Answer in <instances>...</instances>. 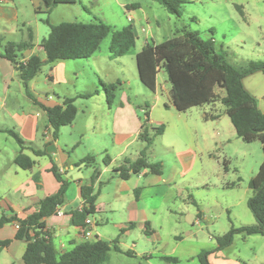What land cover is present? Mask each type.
<instances>
[{
	"label": "crops",
	"instance_id": "1",
	"mask_svg": "<svg viewBox=\"0 0 264 264\" xmlns=\"http://www.w3.org/2000/svg\"><path fill=\"white\" fill-rule=\"evenodd\" d=\"M24 1L1 0L0 37L9 36L16 39L12 43H23L28 42L31 35V47L21 53L19 60L24 61L32 55H37L44 60V54L40 48L41 42L37 38L39 32L37 15L46 14L45 8L41 0H29L31 9L27 11L23 4ZM114 2L119 9H124L127 21L133 28L134 19L131 13L139 8V4L126 3L121 0H114ZM53 9L46 15H52ZM1 53L0 82L3 92L0 96V219L13 216L24 219L37 212L41 203L60 188L61 184L51 172V169L55 167L62 179L68 182V187L65 201L58 208L59 213L45 219L44 230L51 236L52 243L53 240L57 242L58 250L54 243L53 245L59 255L70 251L76 244L85 242L82 237V227L73 226L71 217L73 212L81 211L83 206L81 188L89 186L91 181H93L92 187L94 193H97V198L94 215L89 217L95 224L93 233L98 236V239L99 233L105 234V228L110 226L114 231L111 237L118 239L119 247L120 235L130 236L135 229H138L143 230L144 233L147 231L145 235L160 246L161 235L155 228L161 202L168 196L172 197L173 202L180 201L184 204L181 210L182 215L176 220L175 239L182 241L181 235H191L189 225L201 226L202 213L199 210L195 213L189 208L190 204L191 206L198 205V200L190 194L189 189L198 190L207 186L208 175L205 173V165L201 164L198 170L196 166L198 159L202 160L203 155L210 157L211 152L207 149V143L210 140L214 143L218 134L213 132L214 126L206 129L207 123L219 124V118L205 120V116L208 115L205 113L202 117H193L188 116V112H177L171 102L169 83L166 80L159 84L156 77L155 91H150L151 95L145 96L150 104L145 101L143 107L135 105L125 94L121 99L115 100L114 98L112 105L107 109L100 101H90L93 96L86 99L78 98L85 94L72 96L71 98L75 99L74 105L79 99H84L85 103L81 109L75 106L77 114L73 123L62 127L58 137L53 139L52 129L40 105L52 108L60 104L53 102L51 96H44L45 99H42L32 94L37 104L29 99L31 107L19 103L9 106L6 96L14 80H17V73L13 65L1 57ZM95 54L86 60V64L98 70V67L102 66H99L100 61L97 59H94L96 60L94 63L90 61L96 58ZM107 59L110 61V55ZM68 62L74 61L52 63L48 74L51 88L65 81L64 72L66 65L70 64ZM100 84H103L102 81ZM17 86L21 88L20 80ZM97 94L96 91L94 95ZM95 107L101 109L105 115L104 119L97 117V113L93 110ZM139 112L144 115L148 114L145 116V119L148 117L147 128H163V134L155 139H161V149L173 157V166L168 173H165L163 169L161 175H153L143 170L138 175L130 174L127 180H122L113 170L119 167L128 168L126 163L137 160L144 147V143L138 138L144 122L140 119ZM8 131H13L23 141L29 143V146L20 150ZM46 132H49L50 138H47ZM201 136L204 137L202 141L205 150H199L197 146ZM33 149L43 152V155H35ZM19 152L33 161L34 164L30 169L23 170L14 163ZM132 155H134V160L130 161L127 157ZM105 157L107 158L106 163L103 162ZM84 158L89 159L82 163ZM96 159L102 160V166L96 168ZM96 173L98 176L93 180ZM186 200H189L190 204H186ZM151 203H158L160 206H150ZM106 214L110 217V222L108 218H102ZM182 221H185V229L181 224ZM98 227L101 232H98ZM179 228L181 231L178 230ZM16 232L15 222L5 224L0 228V242H10L7 246L0 247V255L4 256L3 264H24L22 257L26 243L15 240ZM223 250L216 252L214 256L209 255V263L238 264L236 260L218 261L214 259L216 256L223 258ZM130 251L132 252L133 248H129L128 252ZM154 253H160V250L155 248ZM161 256L167 255H155L159 259ZM152 257V254L146 256L148 259ZM238 260L246 263L242 259L238 258Z\"/></svg>",
	"mask_w": 264,
	"mask_h": 264
},
{
	"label": "rangeland",
	"instance_id": "2",
	"mask_svg": "<svg viewBox=\"0 0 264 264\" xmlns=\"http://www.w3.org/2000/svg\"><path fill=\"white\" fill-rule=\"evenodd\" d=\"M121 1L139 4V8L131 13L134 19L133 30L136 35L135 47L123 57L113 60L110 58L109 61L107 59L111 40L109 35L101 42L94 56L96 58L90 60L91 63L96 61L94 59L100 61L99 66H102L98 67V70L87 66L86 60L68 62L70 64L66 65L64 72L65 81L51 88L48 74L52 64H46L30 82L28 90L31 94L42 99H45L44 96H51L53 102L61 104L63 100L74 95L97 91L98 94L94 95L90 101H100L107 109L106 95L100 84L102 81L105 85L120 84L114 92L115 100L121 99L125 94L135 105L143 107L145 101L150 104L145 96H150L151 92L140 83L138 78L137 54L146 43L159 44L179 36L183 28L197 32L204 41H212L217 52L222 54L226 61L232 65L240 67L250 61H264V0H186V3L179 8V16L169 14L153 0ZM77 2L70 6H56L50 16L37 15L39 42L49 34V27L45 21L55 26L62 22L87 23L98 19L115 30L130 25L126 12L122 8L119 9L114 0H77ZM23 4L27 11L31 9L29 0H25ZM236 7H239L240 11ZM15 40L9 36L0 37L2 46L0 52L3 53V47ZM17 56L21 58L20 53H17ZM16 79L7 92L8 105L19 103L31 107L32 104L26 95L25 87L21 83L22 86L19 88L17 86L18 76ZM157 80L159 84L166 81L163 72L157 75ZM243 85L256 98L259 110L264 113L263 75L261 73L253 74L243 80ZM2 92L3 88L0 82V96H2ZM83 103H85L84 99L76 100L75 106L81 109ZM224 109L221 104L216 103L187 111V115L193 117H202L204 113L210 116L217 115L220 121L219 124L207 123L206 129L209 126H214L213 132L218 136L214 143L211 140L207 143V149L211 152L210 157L203 155L202 160L198 159L197 161L196 170L201 167V164L205 165V173L208 175L207 186L198 190L189 189L190 194H193L198 200L197 206H191L189 200L185 201L186 204H190L189 208L193 212L196 213L199 210L202 213L201 226L189 225L188 228L192 234L181 235L182 241L175 239L176 220L182 215L181 210L184 204L180 201L175 203L172 197L168 196L161 202V206L158 203L150 205L161 208L155 228L161 235L160 246L152 238L146 236L143 230L135 229L130 236L120 235L118 248L121 251L111 250L105 264H199L196 256L201 251H208L209 255L214 256L218 252L216 239L227 233L231 226L239 228L256 224L252 213L247 208V201L252 196L248 183L258 172L263 160L262 147L258 141L247 144L238 139ZM93 110L97 113L98 118H105L101 109L95 107ZM139 117L142 121L145 120L143 113L139 112ZM198 127L200 128L201 124ZM202 140L204 137H199L197 142L199 150H205ZM160 145L161 139L154 138L153 144L147 152V160L151 163H161L162 167L164 166V172L168 173L173 166V157L163 152ZM200 152L204 153V151ZM133 156L127 158L132 161L134 160ZM101 161L96 159V168L102 166ZM224 161L227 162H225L226 169H224ZM96 218L98 219V217ZM102 218L109 219L110 217L106 214ZM181 224L185 229V221H182ZM178 230L181 231L180 228ZM104 231L103 235L99 233V239L106 242L112 241L114 239L111 237L114 234L113 229L108 226ZM98 232H101L100 227H98ZM53 243L58 250L57 242L53 240ZM129 248H133V251L129 252L130 256L125 254ZM155 248H158L160 253H154ZM149 254L153 256L151 259L146 258ZM157 254L175 257L179 262L167 263L155 257ZM222 255L223 258L216 256L217 258L214 259L218 261L236 260L238 264H264V236L244 237L241 234H236L232 244L223 250ZM238 258L246 263L240 262ZM3 259L4 256L0 255V264H3Z\"/></svg>",
	"mask_w": 264,
	"mask_h": 264
},
{
	"label": "trees",
	"instance_id": "3",
	"mask_svg": "<svg viewBox=\"0 0 264 264\" xmlns=\"http://www.w3.org/2000/svg\"><path fill=\"white\" fill-rule=\"evenodd\" d=\"M153 1L175 16H179V8L186 3V0ZM41 3L45 8V13L49 14L50 10L56 6L75 5L77 0H41ZM236 9L240 11L239 7ZM84 10L87 11L86 8ZM45 22L49 27V34L40 43L44 60L37 55L30 56L25 62L19 60L17 53L21 54L31 47V35L28 42L8 43L1 53V57L13 65L19 80L25 87L27 97L35 104L37 103L28 90V84L44 65L56 61L87 60L98 51L101 42L109 35L111 40L108 50L112 60L123 57L135 47L136 36L131 25L115 30L98 19L87 23L62 22L55 26ZM136 67L140 83L151 92L155 91L157 74L159 71L164 72L170 85L171 102L177 112L186 113L192 108L221 104L225 108L224 113L229 118L238 139L247 144L260 142L263 160L258 172L248 183L252 196L247 201V208L252 213L256 224L239 228L231 226L227 233L216 239L218 246L216 250L221 251L228 248L236 234L244 237L264 236V113L259 110L256 98L243 85V80L255 73H261L264 79V61H250L240 67L232 65L217 52L212 41H204L197 32L183 28L179 36L159 44L146 43L137 54ZM101 85L106 95L107 105L110 107L115 98L114 92L120 84ZM94 94L96 91L80 95L78 98H91ZM74 101V98H67L60 105L52 108L40 105L52 129L53 139L58 137L62 127L73 123L77 114ZM145 116L148 114L145 113ZM218 118L217 115L205 116V120ZM147 119L144 120L138 136L139 140L144 143L139 157L134 162H127L128 168L119 167L113 170L122 180H127L130 174L138 175L143 170L153 175L162 174V164L148 162L147 152L154 138L163 134V128H147ZM8 133L14 138L20 150L29 146V143L23 141L13 131H8ZM32 151L37 156L43 155L41 151L34 149ZM88 159H82V163ZM106 159V157L103 159L104 163ZM14 163L23 170L30 169L34 164L21 152L15 157ZM223 165L225 167V161ZM51 172L61 184L59 190L48 196L37 212L24 219L16 216L1 218L0 228L14 222L19 225L15 240L26 243L22 257L24 264H105L111 250L120 252L118 239L110 242L100 239L85 241L76 244L64 254L59 255L56 252L51 236L44 230V221L55 215L58 208L63 205L68 182L62 179L55 167L51 169ZM97 176L96 173L93 180ZM92 182L89 186L81 188L82 209L79 212H73L71 217V224L75 227H84L85 219L94 215L97 193L93 191ZM145 233L147 234V231ZM9 243V241L0 242V247H5ZM125 254L131 255L129 252ZM209 254L208 251H201L197 255L198 263L210 264ZM160 259L167 263L178 262L177 258L170 256H161Z\"/></svg>",
	"mask_w": 264,
	"mask_h": 264
},
{
	"label": "built area",
	"instance_id": "4",
	"mask_svg": "<svg viewBox=\"0 0 264 264\" xmlns=\"http://www.w3.org/2000/svg\"><path fill=\"white\" fill-rule=\"evenodd\" d=\"M26 60H24L23 62H25ZM45 135L47 136V138H50V134L49 132H46ZM57 213H59L57 211ZM18 224L15 223V227L18 229ZM95 224L94 222L90 219V217H87L84 221V227L81 228V232H82V237L85 239V241H95L98 239V236H96L93 233V228H94Z\"/></svg>",
	"mask_w": 264,
	"mask_h": 264
}]
</instances>
